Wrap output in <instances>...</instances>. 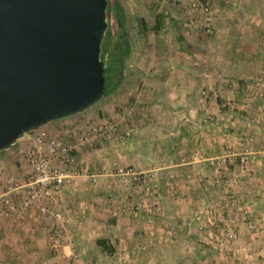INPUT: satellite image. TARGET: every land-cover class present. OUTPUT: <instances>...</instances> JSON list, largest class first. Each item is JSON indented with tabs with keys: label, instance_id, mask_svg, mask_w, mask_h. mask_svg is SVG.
Returning a JSON list of instances; mask_svg holds the SVG:
<instances>
[{
	"label": "rangeland",
	"instance_id": "rangeland-1",
	"mask_svg": "<svg viewBox=\"0 0 264 264\" xmlns=\"http://www.w3.org/2000/svg\"><path fill=\"white\" fill-rule=\"evenodd\" d=\"M115 1L131 37L137 30L151 36L154 55L148 60L169 68L166 74V67L160 69L162 82L170 79L173 64L187 63L189 76L195 77L192 107L187 105L194 118L178 115L169 126L153 116L156 96H137L129 90L133 85L121 86L125 77L136 81L134 45L100 101L66 117L67 124L77 120L102 130L96 129L92 145H83L70 170L75 176L63 188L64 246L57 251L48 246L49 219L35 212L29 218L39 241L23 244L27 230L18 227L23 217L15 220L0 208V264H264V0H107L111 38L104 62L118 41ZM105 125L112 131L107 139ZM203 126L200 166L189 168L187 149V156L176 161L178 168L152 169L163 157L158 147L180 146L186 134ZM127 128H132L129 135L116 137ZM23 159L17 145L0 152V194L8 177L23 179ZM77 208L83 210L79 217ZM106 210L111 215L106 220L94 216ZM3 217L10 223L3 224ZM122 221L126 225L107 233L90 229ZM97 234L115 243L111 252L103 248L105 257L92 251Z\"/></svg>",
	"mask_w": 264,
	"mask_h": 264
},
{
	"label": "water",
	"instance_id": "water-1",
	"mask_svg": "<svg viewBox=\"0 0 264 264\" xmlns=\"http://www.w3.org/2000/svg\"><path fill=\"white\" fill-rule=\"evenodd\" d=\"M107 0H0V152L96 104Z\"/></svg>",
	"mask_w": 264,
	"mask_h": 264
},
{
	"label": "built area",
	"instance_id": "built-area-1",
	"mask_svg": "<svg viewBox=\"0 0 264 264\" xmlns=\"http://www.w3.org/2000/svg\"><path fill=\"white\" fill-rule=\"evenodd\" d=\"M44 125L29 130L11 145L19 148L26 172L20 182L14 176L7 178L6 192L0 194V208L3 214L13 215L15 220L24 217L30 210H36L44 219L48 218L46 241L52 250L57 251L64 246L67 238L62 212L55 206L56 199L66 183L75 176L70 170L78 164L83 145H92L96 129L102 130V126H84L74 120L69 124L63 123L58 132H52L42 128ZM131 131L132 128H127L116 137L127 136ZM103 132L105 139L110 138L111 126L105 125ZM88 178L95 181L96 174L90 173Z\"/></svg>",
	"mask_w": 264,
	"mask_h": 264
},
{
	"label": "crops",
	"instance_id": "crops-1",
	"mask_svg": "<svg viewBox=\"0 0 264 264\" xmlns=\"http://www.w3.org/2000/svg\"><path fill=\"white\" fill-rule=\"evenodd\" d=\"M132 33H133V35L131 37L129 28L127 27V25H126V27L124 25L123 32H121V39H122L121 42L123 44L122 46H124V48H125V50L123 52V61H127L129 59V55L131 53V48L134 47V45H136L134 54H135V57L137 59L136 60L137 66H135L136 70H134V71L138 72V74L136 76H134V77H136V81L132 80L129 77L123 78L120 81L121 86H124V85H127V86L131 85L132 86L133 85L129 90L133 91V93H135V94L137 92V96L141 95L142 97H147V95H148L149 98L151 96L152 97L156 96L157 97L156 101H153V103L155 102L153 105L154 106L153 110L155 112V115H153V116L160 118V121L162 118L163 121H166L167 123H169V126H171V121L169 119L176 117L178 115H179V117L184 116L183 118H185V115L191 119L194 118V115L192 114V110L190 112H188L187 105H188V107H190V106L192 107L193 93H195L194 92L195 91L194 86L192 85V83H193L192 80H194L195 77L192 78L191 76H189L190 70H188L187 63L176 62L175 65L173 64V66L171 67L172 74H171L170 79H168V81L162 82L161 81L162 72H160V69L163 70V69H165L164 67H166V66L162 67V66H160V64L159 65L157 64L156 66H154L155 65L154 62L148 60L149 57L152 58L154 55V52H152L153 49H151V45L149 46L151 36L148 35L147 31H143V30L142 31L137 30V32L133 31ZM118 34H119V29L117 32V36H118ZM148 37H149V40H148ZM132 38L134 40H132ZM145 38H147V40H148V42L146 44H145ZM175 40L177 42H179V39L177 37L175 38ZM132 42H134V44ZM124 64L125 63H123V66L126 67V65H124ZM168 70H169V68H167V70L164 71V74H166ZM204 72H206V71H204ZM139 73H142V76L139 75ZM164 74H163V76H164ZM204 74L206 75L207 73H204ZM199 76L201 77V80L203 79L204 82H206V77H204L202 74H200ZM219 78L221 79V77H219ZM204 85H205V83H204ZM206 85H208V84H206ZM156 94H158V95H156ZM215 100H216V103H218L219 100H221V98L219 96H217V98ZM209 103H210V101H209ZM205 106L207 107V104H205ZM217 106H219V103ZM150 114H151V110H150ZM62 120H65V122L63 121V122H60L61 124L60 123L58 124V122L55 120L54 122H52L53 124L47 123L42 128H47V129L51 130L52 132H58V130L62 128L63 123H68L66 118H64ZM185 122H187V120H185ZM56 125H57V127H55ZM203 129H204V126H203V128H200V127L197 128L195 131L192 132V134H186L185 138L182 139V144H180V146L178 145V143H174V145H173L172 142H170L164 148H163V146L158 147L160 149V153H161V151H163V157L161 160L155 161L156 164H159V165L153 166L152 169L158 170V169L164 168L166 170V168H171L172 166L177 167L178 162H176V161H178V158L181 156H183V157L187 156V153H186L187 149L191 150V152L189 153L190 157L187 158L189 160V161H187V165H189V168L195 169L198 166H200V164L197 162V161H199L198 159H200V158H198V157H200L199 156L200 153L198 151L199 150L198 139L202 136V134H204L205 136L207 135V134H205ZM153 130L156 131L157 129L155 128ZM205 131H206V129H205ZM169 133H172V132L170 131ZM165 137H167V136H166V133L164 132L163 138H165ZM175 145H177V146H175ZM164 151H166V152H164ZM195 153H196V155H195ZM82 156H83V154H82ZM132 156H133V154H132ZM132 160H134V157ZM65 189L62 191L61 195L59 197H57L56 204H55L56 208L58 210H60L61 212H62L61 207H62V209L64 208V202H66L65 200L67 197V195L66 196L64 195ZM96 200H97V198H96ZM79 205H81V207H82V204H79ZM108 211L109 210H106V214L99 213V212L95 211L97 213L94 216L97 217V215L100 214V217H104V219L106 220L105 216H107V217L111 216L110 212H108ZM34 212L37 213L36 210H30V211L26 212L24 217L18 222L19 223L18 227L21 228L20 230H24V231L27 230L25 235L21 234L22 235L21 240H24L22 242L23 244L29 245L30 243H27V242L39 241L36 238L38 236L37 225L35 224L34 221H32V219L29 218V217H33ZM81 212H83V210H80V208L76 209V213H78L77 217L82 215ZM62 217H63V212H62ZM4 218L5 217L2 218L3 224H9L11 220L9 221V220L4 219ZM63 221H64V217H63L62 222ZM123 225H126V222L122 221V222L116 223L115 225H113L111 223L110 224L111 228H105V227H107V225L104 224V222H102V224H95V225L91 224L90 229H95V230L100 229L99 233L102 234V233H107L108 231L115 229V227H117V228H119V226L123 227ZM38 228H40V227L38 226ZM101 229H104V231ZM36 230H37V232H36ZM44 232H45V230H44ZM100 234H97L95 239H93L90 242V244L92 245V251L94 253L99 254V256L103 255L102 257H105L104 254H107V250L103 249L104 247L97 244L96 241L100 238H104L106 240V245H105L106 248L107 249L112 248V250L115 249V243H113V241H112L113 238L109 237L110 240H108V237L106 235H100ZM45 240H47L46 237H45ZM78 243L82 244L79 239H78ZM109 252H111V250Z\"/></svg>",
	"mask_w": 264,
	"mask_h": 264
},
{
	"label": "trees",
	"instance_id": "trees-1",
	"mask_svg": "<svg viewBox=\"0 0 264 264\" xmlns=\"http://www.w3.org/2000/svg\"><path fill=\"white\" fill-rule=\"evenodd\" d=\"M107 5H109L108 2H107ZM112 9L114 11L115 19L118 23L119 34H118V41L116 42L117 44L115 45V47H113L111 55L107 58V62L103 61V56H104L105 49H106L105 45L109 42L111 38V32L106 31L104 35V39H103V43L101 47V54H100V58L103 61V66H104L103 75L105 78V90H104L103 95H105L109 91V88L111 86V84L109 83V78L113 76L118 78L119 69L121 68V64H122L121 61H123V52L125 50L121 42L122 41L121 32H123V29H124L125 14H124L122 6L120 5L118 1L113 2ZM159 18H161V15H159L158 17L156 16V23H155L156 29L159 26V23L161 22ZM96 242L102 247H106L105 246L106 240L104 238H100ZM110 250H112V248H110Z\"/></svg>",
	"mask_w": 264,
	"mask_h": 264
}]
</instances>
